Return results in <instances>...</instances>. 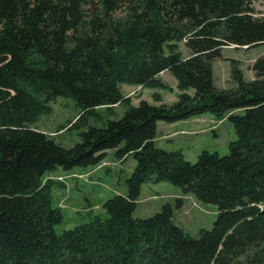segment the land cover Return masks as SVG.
<instances>
[{
  "label": "trees",
  "instance_id": "trees-1",
  "mask_svg": "<svg viewBox=\"0 0 264 264\" xmlns=\"http://www.w3.org/2000/svg\"><path fill=\"white\" fill-rule=\"evenodd\" d=\"M119 1L0 0V264H264V57L252 79L234 59L233 87L212 79L224 45L264 43V15L249 0H125L113 17ZM163 71L177 81L175 102L122 95V83L163 88ZM58 96L74 100L77 121L125 110L64 147L30 126ZM204 113L232 124L226 155L202 150L191 163L154 144L158 121ZM109 149L136 160L125 195L102 203L106 218L56 232L64 216L44 173L97 164ZM161 181L216 205L212 226L190 236L174 221L180 198L134 217L142 184Z\"/></svg>",
  "mask_w": 264,
  "mask_h": 264
},
{
  "label": "rangeland",
  "instance_id": "rangeland-1",
  "mask_svg": "<svg viewBox=\"0 0 264 264\" xmlns=\"http://www.w3.org/2000/svg\"><path fill=\"white\" fill-rule=\"evenodd\" d=\"M249 1L258 12L256 15H264V0ZM125 11V0H120L113 17H121ZM183 42H178V46L181 55L186 57L190 51ZM220 54L212 62L214 76L212 79L217 87L229 88L234 86L230 78L231 59L238 61L245 79H252L254 73L251 64L257 57H264V43L253 47L224 45ZM159 78L165 85L163 88H145L142 85L122 83L120 84L122 95L130 97L132 104H137L141 99L158 105L175 102L180 93L175 77L169 71H165ZM186 91L189 94L193 93L191 89ZM155 94L158 99L154 98ZM48 104L49 112L40 114L30 126L45 132L64 147H71L79 142V134L88 126H102L108 118L121 117L125 110L124 104H115L112 110L108 111L101 107L97 108L99 116H86L77 121L80 110L72 98L58 96ZM158 123V139L154 144L165 150H181L184 158L191 163L197 160L202 150L226 155L229 151V142L236 139V133L227 116L217 118L210 113H204L172 123L164 121ZM135 165L136 160L131 155L116 158L114 150L109 149L106 150L104 159L97 164L75 166L70 169L57 167L45 172L42 182L53 181L52 203L60 207L64 216L62 222L55 226L56 232L88 222L94 215L106 218L107 213L102 209V203L116 192H126L124 182ZM142 185L141 195L133 212L134 217L151 216L158 212L164 203L174 204L175 199L180 198L182 205L174 208V221L190 236L197 237L201 228L209 229L212 226L217 213L216 205L202 203L190 193H181L178 186L167 181L145 182Z\"/></svg>",
  "mask_w": 264,
  "mask_h": 264
},
{
  "label": "crops",
  "instance_id": "crops-1",
  "mask_svg": "<svg viewBox=\"0 0 264 264\" xmlns=\"http://www.w3.org/2000/svg\"><path fill=\"white\" fill-rule=\"evenodd\" d=\"M163 72H165V71H163ZM161 74V73H160ZM158 125H159V123L157 122V128H158ZM157 136H156V138H155V140L154 141H157ZM142 187H143V185L141 186V191H142ZM141 191H140V193H141ZM126 193V192H125ZM125 193L124 192H116V194H124L125 195ZM141 195V194H140ZM140 197V196H139Z\"/></svg>",
  "mask_w": 264,
  "mask_h": 264
}]
</instances>
